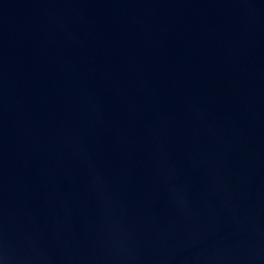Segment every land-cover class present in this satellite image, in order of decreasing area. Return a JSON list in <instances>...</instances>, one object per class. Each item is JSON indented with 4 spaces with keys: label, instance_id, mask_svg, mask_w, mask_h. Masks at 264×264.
<instances>
[{
    "label": "water",
    "instance_id": "95a60500",
    "mask_svg": "<svg viewBox=\"0 0 264 264\" xmlns=\"http://www.w3.org/2000/svg\"><path fill=\"white\" fill-rule=\"evenodd\" d=\"M0 264H264V0H0Z\"/></svg>",
    "mask_w": 264,
    "mask_h": 264
}]
</instances>
